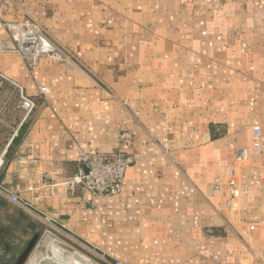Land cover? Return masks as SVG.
Here are the masks:
<instances>
[{
	"label": "crops",
	"instance_id": "crops-1",
	"mask_svg": "<svg viewBox=\"0 0 264 264\" xmlns=\"http://www.w3.org/2000/svg\"><path fill=\"white\" fill-rule=\"evenodd\" d=\"M23 19L71 62L30 69L0 53V72L36 104L25 120L14 102L3 115L0 153L17 135L0 176V248L20 254L39 234L34 260L52 238L96 261L264 264V0H23L4 16ZM122 132L135 162L120 193L67 191L78 154L114 152ZM239 149L252 153L241 165ZM230 170L246 193L226 209L214 186Z\"/></svg>",
	"mask_w": 264,
	"mask_h": 264
},
{
	"label": "built area",
	"instance_id": "built-area-1",
	"mask_svg": "<svg viewBox=\"0 0 264 264\" xmlns=\"http://www.w3.org/2000/svg\"><path fill=\"white\" fill-rule=\"evenodd\" d=\"M23 0H0V20L2 28L8 33L9 39L1 44L0 53H13L19 56L27 67L33 69L37 67L41 61H48L52 65H61L71 62L70 56L63 49L59 48L53 41H51L44 33L43 29L30 19H23L21 21H6L5 14L13 4H18ZM9 85L7 95L0 106V133L5 128V121L3 115L7 110L9 104L14 102L18 109L23 113V120L28 118L36 109V104L33 99L28 97L17 82L11 80L6 75L0 72V87ZM39 93L44 95L48 93L45 87L38 89ZM253 154H259V127H253ZM17 135V131L13 133L10 140L0 153V176L5 167V160L8 148ZM133 141V135L128 132H122L119 135L120 149L111 153L99 152H80L78 154L76 163L78 170L75 175L67 179L62 185L69 192H88L94 198H108L117 196L124 183V178L127 170L134 164V158L125 152L124 147H128ZM251 151L248 149H239L234 156L235 163L241 165L251 158ZM214 190L216 193L225 197L224 206L230 209L234 201L242 199L246 193V187L239 182L234 171L230 170L225 174L223 179H219ZM0 194L7 196L6 192L0 187ZM8 199L11 203L19 205V197L12 193L9 194ZM54 245L61 248L63 255H76L80 264H123L119 261H107L102 257L96 261L86 255H82L77 251L68 252L55 239H50ZM49 243V242H48ZM47 243V246H48ZM51 251V250H50ZM50 252V257H52ZM50 260V258H49ZM52 264H58L54 260H50Z\"/></svg>",
	"mask_w": 264,
	"mask_h": 264
},
{
	"label": "rangeland",
	"instance_id": "rangeland-1",
	"mask_svg": "<svg viewBox=\"0 0 264 264\" xmlns=\"http://www.w3.org/2000/svg\"><path fill=\"white\" fill-rule=\"evenodd\" d=\"M4 129V128H3ZM3 135H4V132H3V130L1 131V133H0V139L3 137ZM4 215V212L2 211L1 213H0V217L4 220V222L7 220V217H5V216H3ZM47 241H45V247H46V249L45 250H41L40 252H38L37 254H35L36 255V259H38L39 257L40 258H42V257H44L45 259H46V261H44V262H42L41 264H49V258L51 259H57V258H59L58 256L60 255V254H62V258H63V260H64V263H62V264H66L67 262H71V264H78V262L76 263V262H74V261H72L73 259H71L70 257L72 256V255H68V256H64L63 255V252H62V250H61V248L60 247H58L57 245H54L52 248H51V251H50V249L47 247ZM48 246H50L49 245V243H48ZM66 249H67V251L68 252H73V251H76L75 250V248L74 247H65ZM72 248H74V250L72 249ZM50 252H52V257H50ZM81 254V253H80ZM19 255V253H15V252H11V251H8L7 249H2V248H0V262L1 263H6V264H11L15 259H16V257ZM82 255H84V254H82ZM70 256V257H69ZM85 256V255H84ZM35 259V260H36ZM34 257H33V255H32V253L30 254V256H29V258L27 259V262H26V264H33L34 263Z\"/></svg>",
	"mask_w": 264,
	"mask_h": 264
},
{
	"label": "water",
	"instance_id": "water-1",
	"mask_svg": "<svg viewBox=\"0 0 264 264\" xmlns=\"http://www.w3.org/2000/svg\"><path fill=\"white\" fill-rule=\"evenodd\" d=\"M40 235L35 234L26 244L25 248L21 251V253L16 257V259L11 264H26L27 259L30 254L33 252L35 246L38 243ZM0 264H6L1 263Z\"/></svg>",
	"mask_w": 264,
	"mask_h": 264
},
{
	"label": "bare ground",
	"instance_id": "bare-ground-1",
	"mask_svg": "<svg viewBox=\"0 0 264 264\" xmlns=\"http://www.w3.org/2000/svg\"><path fill=\"white\" fill-rule=\"evenodd\" d=\"M47 247L49 248V246H47ZM73 260H74V259H73ZM75 260H76V259H75ZM75 260H74V261H75Z\"/></svg>",
	"mask_w": 264,
	"mask_h": 264
},
{
	"label": "flooded vegetation",
	"instance_id": "flooded-vegetation-1",
	"mask_svg": "<svg viewBox=\"0 0 264 264\" xmlns=\"http://www.w3.org/2000/svg\"><path fill=\"white\" fill-rule=\"evenodd\" d=\"M1 260V259H0Z\"/></svg>",
	"mask_w": 264,
	"mask_h": 264
}]
</instances>
